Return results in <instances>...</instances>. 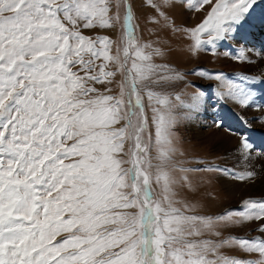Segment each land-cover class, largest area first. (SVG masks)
Returning a JSON list of instances; mask_svg holds the SVG:
<instances>
[{"label": "snow or ice", "instance_id": "snow-or-ice-1", "mask_svg": "<svg viewBox=\"0 0 264 264\" xmlns=\"http://www.w3.org/2000/svg\"><path fill=\"white\" fill-rule=\"evenodd\" d=\"M147 4L194 50L236 44L234 58L249 59L251 33L242 30L251 26L258 0ZM114 6L113 13V0H0V264H264V239L200 238L219 236L220 223L258 222L264 232V198L245 199L241 210L217 217L175 207L174 105L163 89L183 77L154 62L167 54L159 36L138 40L128 0ZM177 6L203 18L193 27L175 26L168 10ZM117 24L119 41L82 32ZM117 74L118 95L95 87L112 84ZM228 87L241 106L254 102L250 89ZM239 136L238 152L248 161L254 146L245 132ZM221 171L241 181L256 175ZM225 245L260 258L225 256L219 251Z\"/></svg>", "mask_w": 264, "mask_h": 264}, {"label": "rangeland", "instance_id": "rangeland-1", "mask_svg": "<svg viewBox=\"0 0 264 264\" xmlns=\"http://www.w3.org/2000/svg\"><path fill=\"white\" fill-rule=\"evenodd\" d=\"M128 2L132 5L135 24L139 26L136 31L138 40L141 43H145L148 41H155L157 36H159L164 41L165 52L167 54L163 59L155 57L154 62L167 63L172 70L180 73L183 77V79L171 81L163 89V91L169 95L172 104L174 105L173 113L175 115V125L173 128V136L175 153L172 156L169 171L177 181V183L173 185V190L176 193L175 200L177 201L175 207L180 208L183 211L184 205L187 204L193 209V211L186 214L217 217L229 211L241 210L242 202L245 199L264 198V195L246 196L240 199L237 203L229 204V202L232 201L233 195L227 192L226 187L220 179L219 171L224 168H228L237 174L243 173V171L235 167L233 160H227L222 151H217L214 146L210 143L203 142V139L195 134L196 130H205L206 122L209 119H217L216 122L219 119L222 123L224 113L226 118L228 116L225 112L226 103L224 97L216 98L215 94L217 93L212 95L208 91V87H206L207 81L217 83L224 91L221 96L225 97H231L227 94L229 92V84L249 89V84L251 83L250 80H252V78L246 71V68L243 67V61L235 59L234 54L232 57L235 69H231L230 63L224 65L219 61L220 54L217 53L216 48L213 49L211 45H204L201 49L194 50L191 47L193 42L185 33L173 32L170 27L165 28L164 20L159 18L155 13V10L148 6L147 0H128ZM156 2H158V0H156ZM176 3L179 4V0H176ZM114 4L115 0H113V13L116 11ZM119 11L121 17H123V6H121ZM168 15L171 18V21L174 22L175 26L185 28L193 27L198 24L203 18L204 13L188 12L177 6L168 10ZM153 17L160 19V23H152L151 20ZM262 19H264V0H258V6L250 20L251 26H246L242 31L244 33L255 34L257 37H264V24L260 23ZM82 32L84 35L93 38L106 35L112 40L119 41L122 29L121 26L117 24L111 29L96 27L92 29H82ZM249 36L252 35L246 37V40L248 39L247 43L253 45V41H251L252 37ZM262 42L264 43V40ZM226 51L229 52L228 49H225V52ZM112 52L115 54V45H113ZM223 66H226L227 68L223 69ZM111 67L112 70H115L114 66ZM203 74L221 75L222 80H209ZM121 78V75L117 74L112 84H97L95 87L100 89L101 92L104 91L105 87L111 88L112 91L109 94L118 95V82ZM197 93L201 94V97H199ZM177 96H179V100L176 99ZM193 96L195 98H193ZM204 98L208 101L207 106ZM192 102L193 104L191 105ZM196 103L198 104L196 105ZM145 107L147 114L151 117V108L148 107L146 98ZM242 123L243 121L241 120H238L237 122L234 121L235 127L232 126L235 129H239L240 133L247 132V136L249 137L250 135V142L252 141V138H258L257 133H253ZM125 147L127 149L128 145ZM155 154L156 153L153 150L152 155L155 156ZM125 167H128V165H125ZM181 169H184L185 171H181ZM184 176L188 177L187 181L182 179ZM153 187L155 190L154 194L159 198L161 192L160 187L155 184ZM245 224L247 225V223L241 225H225L220 223L216 226V231L220 232L219 236L205 232L204 236L200 238L210 239L215 242L230 240L231 238H242L249 241L257 238L264 239V236L258 231V222H255L256 232L254 233L247 232V230L244 232L239 231ZM219 251L225 256L244 261L258 260L260 258L258 253L244 252L235 245H225L220 248Z\"/></svg>", "mask_w": 264, "mask_h": 264}, {"label": "bare ground", "instance_id": "bare-ground-1", "mask_svg": "<svg viewBox=\"0 0 264 264\" xmlns=\"http://www.w3.org/2000/svg\"><path fill=\"white\" fill-rule=\"evenodd\" d=\"M251 35L252 36L249 37H252L251 41H253V45L246 43V47L248 49L247 55L249 59L243 61L242 64L252 78V80H250L251 83L249 82V89L253 93L254 102H250L247 106H241L234 98L221 96L224 91L219 87L217 83L207 81L206 87H208V91L212 95L214 93H217L215 94L216 98L224 97L226 103L225 112L228 116L226 118V115L224 113V119L222 120L220 126H217V119H209L206 122L205 130L199 129V131H194L196 136H199L203 139V142L210 143L217 149V151H222L227 160H233V164L236 168L241 169L243 172L254 171L256 174L253 180L241 181L234 179L231 175L223 171H219L220 179L223 185L226 187L227 192L233 195L232 201H230L229 204L237 203L240 199L246 196L249 197L264 195V82H262L264 81V43L262 42L264 40V37H257L255 34ZM239 47L240 46L236 44H233L231 47H223L218 45L216 47V51L220 54L219 61H221L224 65L230 63V68L235 69L232 56L234 54L236 55ZM225 49L229 50V52L226 51L228 55H225ZM225 68L227 67L223 66V69ZM199 93L197 94L199 95V97H201V94ZM193 98L195 97L193 96ZM204 100L207 106L208 101L205 98ZM192 104L193 102L191 103V105ZM197 104L198 103H196V105ZM238 120L243 121L242 124H244V126L253 133H257L258 136V138H252L251 143L254 147L252 158L248 161L243 160L240 153L238 152V149L240 148V131L239 129L234 128V121L237 122ZM245 230L250 233L256 232L255 222H249L247 223V225L245 224L242 228H240L239 231L244 232ZM259 233L264 236V232Z\"/></svg>", "mask_w": 264, "mask_h": 264}]
</instances>
